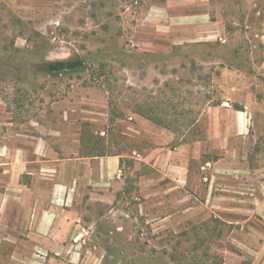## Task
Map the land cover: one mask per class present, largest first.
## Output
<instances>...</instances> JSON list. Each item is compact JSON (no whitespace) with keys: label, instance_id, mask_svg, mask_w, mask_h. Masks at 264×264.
I'll return each instance as SVG.
<instances>
[{"label":"rangeland","instance_id":"1","mask_svg":"<svg viewBox=\"0 0 264 264\" xmlns=\"http://www.w3.org/2000/svg\"><path fill=\"white\" fill-rule=\"evenodd\" d=\"M166 1L0 0V123L73 119L119 154L116 262L264 264V218L225 222L205 199L215 166L264 165V0H170L171 17Z\"/></svg>","mask_w":264,"mask_h":264},{"label":"crops","instance_id":"2","mask_svg":"<svg viewBox=\"0 0 264 264\" xmlns=\"http://www.w3.org/2000/svg\"><path fill=\"white\" fill-rule=\"evenodd\" d=\"M169 1L156 9L171 17ZM153 22L147 24L152 35L175 29ZM66 120L63 130L34 120L0 123L5 126L0 127V264H120L114 255L121 248L122 228L116 226L121 157L86 154L83 125ZM242 125L233 123L228 134L245 133ZM172 165H177L174 188L182 190L189 168L184 162ZM242 171L240 180L227 175L228 167L210 171L213 186L205 199L222 221L264 218V165ZM192 198L197 201V195Z\"/></svg>","mask_w":264,"mask_h":264},{"label":"trees","instance_id":"3","mask_svg":"<svg viewBox=\"0 0 264 264\" xmlns=\"http://www.w3.org/2000/svg\"><path fill=\"white\" fill-rule=\"evenodd\" d=\"M84 129H85V127H84ZM84 129L82 128L81 144H82V146H85L87 148V151H88L87 153L96 154L95 156H107L108 154L105 152V150L93 153L92 149H96L97 147L102 146L103 143H101L98 140H92L93 136H91V137H89V136L87 137L86 136L85 137ZM90 143H91V145H90ZM88 145H90V146H88ZM114 155L118 156L119 154H114ZM213 258H214V260H216L215 256Z\"/></svg>","mask_w":264,"mask_h":264},{"label":"water","instance_id":"4","mask_svg":"<svg viewBox=\"0 0 264 264\" xmlns=\"http://www.w3.org/2000/svg\"><path fill=\"white\" fill-rule=\"evenodd\" d=\"M85 63L83 59L79 58L75 61H66V62H57L55 64H51L50 67H55L56 70H67V71H77L83 70Z\"/></svg>","mask_w":264,"mask_h":264},{"label":"flooded vegetation","instance_id":"5","mask_svg":"<svg viewBox=\"0 0 264 264\" xmlns=\"http://www.w3.org/2000/svg\"><path fill=\"white\" fill-rule=\"evenodd\" d=\"M77 59H79V57H76V58L71 59V60H69V61H75V60H77ZM55 63H57V62H55ZM55 63H51V64H55ZM51 64H48V65H47V68H48L51 72H61V73H63V72H70V71L63 70V69L56 70L55 67H50ZM77 71H78V70H77Z\"/></svg>","mask_w":264,"mask_h":264}]
</instances>
